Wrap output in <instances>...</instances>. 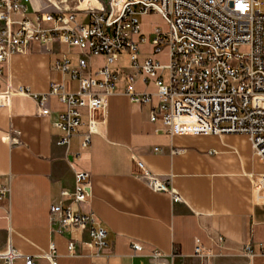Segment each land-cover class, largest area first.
I'll use <instances>...</instances> for the list:
<instances>
[{
	"label": "crops",
	"instance_id": "crops-1",
	"mask_svg": "<svg viewBox=\"0 0 264 264\" xmlns=\"http://www.w3.org/2000/svg\"><path fill=\"white\" fill-rule=\"evenodd\" d=\"M87 4L108 7L109 0ZM87 4L78 8L83 7L77 13L78 22H87ZM30 9H42L40 1L31 0ZM64 51L69 52L72 66L78 58H86L91 73L97 66L94 58L105 60L59 44L47 50L32 43L10 60L11 88L44 95L50 84H57L67 93L77 92L78 82L54 69ZM132 72L130 66L114 71L118 76L114 95L106 99L103 112L95 113L86 147V110L82 118L87 121L81 118L78 132L59 145L63 133L53 124L65 106L56 98L46 102L48 116L39 114L30 97H15L9 107L0 106V190H6L0 195V255L10 246L20 255L13 264H25V257H31L34 264H49L43 257L53 246L57 264H155L150 259L153 252L164 260L172 259V264H264V203L255 201L252 193L264 165L254 156L249 138L168 134L160 122L150 121L155 99L142 107L124 95L125 75ZM5 82L4 75L0 91L6 89ZM134 89L156 92L153 80L144 83L141 77L135 79ZM136 161L151 174L170 179L181 202L173 203L169 194L153 191ZM75 171L90 174L91 196L73 208L93 213L96 224L106 229L104 257H94V249L83 247L90 242L87 226L64 228L60 217L49 212L52 206L71 203L63 192L73 193ZM71 240L79 256L68 255ZM195 240L210 257L194 256ZM133 244L141 245L142 252L135 253Z\"/></svg>",
	"mask_w": 264,
	"mask_h": 264
},
{
	"label": "built area",
	"instance_id": "built-area-1",
	"mask_svg": "<svg viewBox=\"0 0 264 264\" xmlns=\"http://www.w3.org/2000/svg\"><path fill=\"white\" fill-rule=\"evenodd\" d=\"M89 0H81V5ZM31 0L0 1V82L5 75L6 89L0 91V106L9 107L15 97H30L42 116L50 115L46 102L50 97L65 106L56 113L53 126L63 133L58 144L65 145L81 126L82 110L88 116V132L83 146L90 143L96 112H103L106 99L114 95L118 81L109 69L122 52L130 58L131 74L125 75L124 95L131 103L148 107L150 121L160 122L170 135H245L249 138L254 156L264 165V13L259 0H109L108 7L86 6L87 22H78L79 9H60L54 12L30 9ZM160 15L168 31L154 29L150 38L152 52L140 60L138 47L146 42L140 33L139 16ZM32 43L51 50L54 44L77 49L89 57L102 56L106 65L91 73L86 58L77 59L72 66L69 52H62L54 69L78 82L75 93H67L63 85L50 84L44 95L33 94L27 88L13 89L7 76L13 55L25 52ZM244 48L246 52L240 53ZM165 51L168 64L161 65L156 56ZM168 82H163L164 73ZM141 77L144 83L153 80L154 94L137 92L134 82ZM155 152H160L158 148ZM136 166L149 187L167 193L173 203L181 202L170 179L151 174L142 162ZM90 174L75 171V186L66 206H52L51 215L60 217L64 228L88 227L90 242L83 247L94 249V257H104L107 231L96 224L93 213H81L73 208L90 198ZM5 189L0 190L4 195ZM253 199L264 203V174L252 186ZM135 253L142 252L133 244ZM69 256H79L73 240L67 247ZM194 256L208 258L210 253L195 240ZM20 258L10 246L0 255L2 264H13ZM57 264L53 246L43 257ZM150 259L155 264H172L159 252ZM25 264H34L25 257Z\"/></svg>",
	"mask_w": 264,
	"mask_h": 264
},
{
	"label": "rangeland",
	"instance_id": "rangeland-1",
	"mask_svg": "<svg viewBox=\"0 0 264 264\" xmlns=\"http://www.w3.org/2000/svg\"><path fill=\"white\" fill-rule=\"evenodd\" d=\"M42 10L47 12H53L55 11V7L51 6L49 3H47L45 0H39ZM61 0H57L58 6L60 9H65V7L71 8L73 10L78 9L81 7V0H66L65 3H60ZM85 4V3H83ZM259 11L261 13H264V0H259ZM138 21L140 24V33L143 37H145L146 42L144 44L139 45L138 51L142 58H147L148 55L152 52L151 46H150V38L152 37L154 29H160L162 33H166L168 31V24L166 21L158 14H149L146 16H139ZM246 52L244 48L240 49V53ZM160 62L161 65H167L168 60L167 56L165 54V51L156 56L155 58ZM94 63L97 64L96 67L93 68V71H95L97 68L103 67L106 65V61L102 60V58L97 57L94 58ZM130 66V58L129 55L125 52H122L119 55V60L115 61L111 64H109V69L114 72H120V69H127ZM166 74V73H165ZM166 82V81H165ZM73 86V84L71 85ZM87 118L84 116L82 118V122H86Z\"/></svg>",
	"mask_w": 264,
	"mask_h": 264
},
{
	"label": "bare ground",
	"instance_id": "bare-ground-1",
	"mask_svg": "<svg viewBox=\"0 0 264 264\" xmlns=\"http://www.w3.org/2000/svg\"><path fill=\"white\" fill-rule=\"evenodd\" d=\"M52 3H54L55 5H58L57 2L55 0H50ZM94 1V0H92Z\"/></svg>",
	"mask_w": 264,
	"mask_h": 264
}]
</instances>
